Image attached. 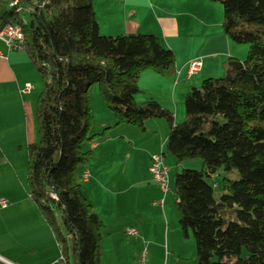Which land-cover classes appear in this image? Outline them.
<instances>
[{
	"label": "trees",
	"instance_id": "16d2710c",
	"mask_svg": "<svg viewBox=\"0 0 264 264\" xmlns=\"http://www.w3.org/2000/svg\"><path fill=\"white\" fill-rule=\"evenodd\" d=\"M209 1L222 6L224 33L247 46V55L230 58L223 77L190 89L184 120L175 124L155 99L135 101L142 72L174 73L173 53L158 37L100 34L91 0H0V31L20 26L23 50L43 83L40 139L28 146L29 194L73 264H101L104 225L77 181L92 156L84 145L97 136L90 135L92 85L113 127L144 131V121L162 119L169 127L164 148L176 165L201 161L200 170L170 177L180 232L195 242L193 264H264V35L244 25L264 26V0ZM215 175H222L217 198L209 183Z\"/></svg>",
	"mask_w": 264,
	"mask_h": 264
},
{
	"label": "crops",
	"instance_id": "0c3cea01",
	"mask_svg": "<svg viewBox=\"0 0 264 264\" xmlns=\"http://www.w3.org/2000/svg\"><path fill=\"white\" fill-rule=\"evenodd\" d=\"M91 3L100 34L111 37L151 34L172 51L173 75L160 77L154 73L150 76L149 71L142 72L138 87L149 91L147 99H155L170 111L175 124L185 117L184 98L190 89L198 88L204 79L223 77L230 58L243 61L247 55V46L232 42L224 33L219 3L209 0H91ZM0 51V200H5V206H0V264H73L70 250L63 253L51 227L30 197L27 185L28 146L40 139L36 104L43 88L42 80L24 50L9 51L0 41ZM195 59L200 60L202 66L188 76V64ZM147 79L156 81L157 87L165 84L168 88H140ZM149 125L156 128L152 122ZM102 126L101 132L114 125ZM118 126L113 128L121 129ZM107 131L103 143L95 140L87 143L92 156L80 167L77 177L82 194L104 225L101 264H141L138 257L143 250L147 252L144 263L147 264L149 252L157 248H164L166 264L170 250L174 256L172 264H181V254L176 258L177 251L170 246V242L180 243L181 240L176 239V230L171 232L170 220L166 217L164 206L169 192L161 207L167 229L159 241L154 239L149 227L154 211L160 217L158 204H155L158 196L149 173L150 158L158 154L155 149L166 141L167 135L157 140L155 148L143 150L145 176L138 174L125 185L123 180L130 157L107 145L118 139L123 141L125 134L120 130L111 139ZM147 131L144 127L142 132ZM103 192L116 196L128 194L122 196L128 201L120 208V196L108 199ZM129 229L136 234H128ZM190 253L187 254L193 264L194 255Z\"/></svg>",
	"mask_w": 264,
	"mask_h": 264
},
{
	"label": "rangeland",
	"instance_id": "374dc122",
	"mask_svg": "<svg viewBox=\"0 0 264 264\" xmlns=\"http://www.w3.org/2000/svg\"><path fill=\"white\" fill-rule=\"evenodd\" d=\"M244 25L247 26V28L253 33L258 34V35H264V26L255 25V24H244ZM148 74L150 75L153 73L149 71ZM150 76H154V75H150ZM156 83L157 82L152 79L151 80L147 79L142 82V84L140 85V88H144V89L168 88V86H166L165 84H159V86L157 87L158 84ZM148 92L149 91L147 90L146 91L140 90V92H138L135 95V101L136 102L146 101L147 100L146 94ZM87 95L89 98L90 111L92 114L90 135H93V134L97 135L93 140L98 141V143H103L104 142L103 137L105 136L99 135L103 128L102 125L107 124V123H111V125H114V117H113L112 112L107 107L106 103L101 98L97 85H92L88 89ZM108 116H111V118L106 119V117ZM183 119L182 120L180 119L179 123H181ZM148 121L149 123L147 124ZM150 122L155 124L156 128H152V126L149 125ZM120 126H121L120 127L121 129L119 130L113 127L112 129L108 130L110 132L108 135V138L113 139L117 135V132H120V130H123L125 134L124 140L121 141L120 139H118V141L107 143V145H110L111 148L115 147V149H117L118 152L123 153L124 155H126V157L127 155L130 157L128 168L126 169V178L123 180L124 184L127 185L132 179L136 178L138 174L140 177L145 176V169L143 168V163L145 161V151L143 150L145 148H149V149L155 148L157 140L163 135H165L166 137L169 127L167 123L162 119H148L144 121V127L148 129L147 133L140 131L138 127H135L133 125L122 124ZM115 127L117 128V126ZM124 128L129 129L131 131L127 132V130ZM164 145H165V142L163 144L159 143V148L157 147L158 149L156 148L155 150L158 154H161V150H162V153L165 152L164 161H165V166L169 171L170 177L174 174L175 171L180 172L183 169L200 170L201 161L199 159L186 160L180 163L179 165H176L175 159L166 153ZM87 147L88 145L85 144L84 149L87 150ZM222 175H215L212 179L209 180V183L214 188V196L216 198L219 196L220 191H221L220 186H221ZM97 191L99 194L100 190H97ZM127 195L128 194L119 195L120 196V208L123 207L122 203H126L128 201V199L122 198V196L127 197ZM103 196H107L108 199L110 198L113 200L119 197L114 194L112 195V193H106V192H103ZM158 198L156 199L158 200ZM175 202L176 201L174 198L172 187L170 185V190H169V193L167 194L166 205L164 207H165V212L167 213L166 217H168V219L170 220L169 223L171 225V232L172 230H174V232L176 230V233H178L176 239L178 241L181 240L180 243L170 242V246L175 247L177 251L175 253V256L178 253L181 254V258H183V260L181 261V264H191V261L189 260L190 256L187 253L191 251L190 254L194 255V258H195V251H196L195 242L190 232L188 233V238H184V236L181 234L180 228L178 225V211H177V206ZM158 208L159 210L157 211L159 212L160 217L157 214H155V211H154L153 219L151 221V224L149 225V227L152 230L154 239L156 241H159L160 238H162V233L164 234L165 230L167 229L166 217L164 214H162L161 212L162 209L160 205H158ZM173 257L174 256L172 255V252L170 250V256H169V259H167V262H168L167 264L173 263ZM147 264H166V256L164 254V248L163 249L157 248L153 251V253L149 252V255L147 257Z\"/></svg>",
	"mask_w": 264,
	"mask_h": 264
},
{
	"label": "built area",
	"instance_id": "2783aa9c",
	"mask_svg": "<svg viewBox=\"0 0 264 264\" xmlns=\"http://www.w3.org/2000/svg\"><path fill=\"white\" fill-rule=\"evenodd\" d=\"M17 10L19 11L20 9L18 8ZM30 11H32V8H25L26 13ZM0 41L5 44L7 50L9 51L23 50L24 36L20 26L6 25L5 27H3V29L0 31ZM1 56L2 53L0 51V58ZM201 66L202 62L200 60H191L188 64L187 69L188 76L200 70ZM28 87L29 85H26V88ZM149 173L155 185V193L159 197V199L155 201V204H158L162 207L165 196L170 190V175L168 169L164 164V157L162 154H154L151 156ZM84 177L86 178L87 176ZM0 206H5V200H0ZM127 233L130 235H135L136 231L133 229H129L127 230ZM146 255V250H143L140 253L138 258L141 264L145 263Z\"/></svg>",
	"mask_w": 264,
	"mask_h": 264
},
{
	"label": "water",
	"instance_id": "95a60500",
	"mask_svg": "<svg viewBox=\"0 0 264 264\" xmlns=\"http://www.w3.org/2000/svg\"><path fill=\"white\" fill-rule=\"evenodd\" d=\"M78 249H79V245H78Z\"/></svg>",
	"mask_w": 264,
	"mask_h": 264
}]
</instances>
